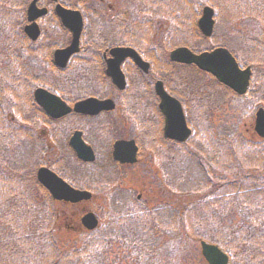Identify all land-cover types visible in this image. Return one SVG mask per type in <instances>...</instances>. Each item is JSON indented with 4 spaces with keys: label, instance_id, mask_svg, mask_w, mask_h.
I'll return each mask as SVG.
<instances>
[{
    "label": "trees",
    "instance_id": "trees-1",
    "mask_svg": "<svg viewBox=\"0 0 264 264\" xmlns=\"http://www.w3.org/2000/svg\"><path fill=\"white\" fill-rule=\"evenodd\" d=\"M22 1L27 2V0ZM211 1L215 4L213 0ZM10 2L14 0H0L5 6ZM212 2L209 3L213 4ZM69 4L74 6L76 2L72 4L70 1ZM252 5L254 6V3ZM176 6L178 5L174 0H161L158 3L156 0H143L138 10L142 19L146 20L148 17L149 23L154 25L161 19L166 20L163 13H179L175 9ZM252 8L261 10V13L253 17L257 23L256 38H252L250 46L246 47L247 55L242 61L255 68V88L250 94L256 101L264 104V3ZM195 11L194 8L193 12ZM10 12L0 10V27L11 19L13 13ZM90 19L89 35L94 38L92 40L94 43L91 45L95 50L118 43L136 46L127 40L121 42L122 40H119L121 35H129L128 38L140 36L145 40L149 39L140 30L139 22V27L133 26L138 17L134 22L126 20L123 25L113 20L109 21L104 16H97L96 19L90 17ZM18 25L20 27L21 22ZM177 32L176 36H178ZM222 42L223 39L221 41L214 36L208 45L224 46ZM170 44L163 49L165 52L175 46ZM176 45L195 48L188 42ZM148 59L155 69L159 70L160 64L156 55L149 53ZM164 65L171 68L179 67L172 65L168 60L164 61ZM142 78L147 83V77L142 76ZM16 83L18 82L6 81L0 85V264H67V261L74 264H90L80 262L81 255L91 257L94 249L108 248V240L116 244L117 241H125L123 239L126 236L122 230L113 232L105 229L100 231L97 237L93 238L94 240L90 238L84 240L79 249H73L74 242L71 240L70 243L61 242L64 249L60 250L58 244L56 248L55 241L58 235L61 237L62 234L64 237L67 232L58 231L57 227L55 229L59 222L57 213L51 209L48 198L34 181L42 142L34 133L29 132L28 124L30 120L37 121L41 116L34 107L29 111L25 101L23 103L18 101L23 96L15 94ZM145 86V91L147 90V93L153 97L152 91L147 89L148 85ZM190 89L193 91L192 95H196L197 92V95L191 99L197 97L198 102L195 104L205 123L204 127L195 125L196 135L206 139L205 141L203 139L202 143L193 145V150H185L184 146H169L170 161H167L166 165L172 164V159L176 157L178 164L175 169L177 176L173 180L174 184L184 183L189 192L192 194L201 192L203 198L208 196L209 201L199 205L193 204L190 209L177 210L176 222L183 219L193 220L198 223L197 226L199 224L203 226L207 231L200 236L205 235V238L218 244L229 254L231 264H264V147L255 144L242 147L238 144L242 143L240 140L235 141V138L232 140L227 137L223 140L217 137V133L213 134V130L216 132L212 121L213 113L226 103L229 96L232 97V93L227 88L210 80L205 86L191 85ZM172 92L181 96L173 89ZM258 93L263 96L257 98ZM142 99L145 101L143 105L151 104L155 108L152 98L149 100L143 96ZM191 99L182 97L187 107H190ZM213 137L224 141L223 145L212 142ZM188 162H192L193 169L184 167L183 164ZM222 175L224 178L220 177ZM234 202H238L239 205L232 206ZM219 204L220 207L216 209ZM224 217L226 220L230 219V222L224 223ZM140 237V241L148 243L150 249L154 250L157 240L153 232H142ZM97 238L99 239L95 241ZM33 248L36 249V253L31 255L30 251ZM70 258L73 259L72 262ZM146 264L149 263L146 261Z\"/></svg>",
    "mask_w": 264,
    "mask_h": 264
},
{
    "label": "rangeland",
    "instance_id": "rangeland-1",
    "mask_svg": "<svg viewBox=\"0 0 264 264\" xmlns=\"http://www.w3.org/2000/svg\"><path fill=\"white\" fill-rule=\"evenodd\" d=\"M94 1V0H93ZM137 0H107L105 4H109L110 8H107L105 5L101 6L98 5V9H100V12L106 16L107 18H118L121 20L122 16H125L123 14H129L131 16V20H135L134 18L138 17L136 14V10L134 11L133 3H137ZM141 1V0H140ZM145 1V0H144ZM161 0H156V3H158ZM175 2H179L178 6L175 7L176 10L180 12V19L186 24L185 29L187 33L190 30V19L193 16V8L192 4L194 5V8H198L201 10L203 6H205V3L212 2L211 0H174ZM186 1V2H185ZM214 1V0H213ZM188 2V3H187ZM202 2V3H201ZM246 2V1H245ZM213 3V2H212ZM11 4V3H10ZM210 4V3H209ZM200 6V8L198 7ZM215 9V22L218 23V29L216 30V36L217 38L220 36H231L232 35H240V40L243 41L244 35L243 32L249 31L251 33V37H255L256 35H253L252 28L256 27L255 23L250 22V19L247 18L250 13H246V16L240 20V22H237V19L234 20V14L235 12L239 11L238 7L235 6L234 0H218V5L220 6V9L215 7V4H210ZM246 8H252L249 5V2L247 5H245ZM6 10L10 11L9 5L5 6L0 3V10ZM166 20H159L156 22L154 30L152 31V34L150 35V38L146 44L150 48L152 46L158 45L161 52H163V43L164 39L168 36L166 31L171 28L172 21L175 20L178 22V18H174V15L171 13H163ZM171 19H173L171 21ZM248 20V22H246ZM245 23V24H243ZM40 24L45 25L42 27L43 31L45 29V32L47 35L50 36V38H54L55 40L60 39L62 36V31L59 29V26L57 23L53 20L50 21H43ZM143 33H146L149 30V27L145 24L140 26ZM239 30V32H236ZM236 32V33H235ZM232 34V35H231ZM4 35H10V31L7 28L6 25L3 27H0V38ZM96 39L97 36H95ZM118 38V37H117ZM192 34H188L186 36V40L191 39ZM119 40H127L134 45L138 47V49H146L144 45V41H142V38L140 36H131L130 38L126 37L125 35H121L119 37ZM227 45L234 46L236 45L232 40H227ZM4 45V44H3ZM207 44H203V46H207ZM212 45L207 46L211 48ZM202 47V46H201ZM166 58V53H165ZM34 62V61H32ZM42 68L44 67V64L41 65ZM36 68V67H35ZM74 66L72 67L71 71L73 70ZM41 67L38 69L36 68V72H40ZM157 77V76H156ZM175 77V83L176 86L183 87V83L185 79L183 78L182 72L178 71L174 74ZM204 83H207L208 79L203 78ZM142 77H140V94L145 93L146 86L141 82ZM137 85V84H136ZM138 86V85H137ZM211 87V86H210ZM139 88V86H138ZM213 88H215L213 86ZM190 93V90L188 91ZM226 100V103L223 104L221 107L217 108L215 112L213 113V125L216 128V132L213 130V133H217L218 137L222 138L224 140L225 137L234 139L235 141L240 140L242 142V147L245 145H251L255 144L257 146L261 145L264 147L263 143L264 140H260L257 135L253 131L254 126V114L257 107V103L255 101H252L249 98H243L242 100H238L234 97L229 96ZM256 104V105H255ZM149 107V106H148ZM116 117H119L120 115L115 114ZM124 116V114H122ZM115 117V118H116ZM129 117L128 115L125 116V119ZM154 118H156L154 116ZM74 119H71L70 122H73ZM155 123L152 127H150L147 123L141 125L140 135L148 136L147 138H141L139 142H141L142 148L140 149V162L138 165H135L133 167L128 168L126 172L125 177V183H123L121 186H126L128 190L133 191L136 195H142L143 201L141 202V205L144 206L147 210H150L151 206L155 205L157 195H154L157 193L160 195L161 201L169 202L168 199H166L165 194L163 195L162 191L159 189V184L161 182V173H159V166L155 162V159H158L160 161H170V155L166 149H161L160 153H148L154 149L153 144L151 142L155 141V138L153 137L155 135ZM69 125H64V128H67ZM90 129L93 128L94 130L99 128L98 123L91 122L90 123ZM92 129V130H93ZM150 131H147L149 130ZM42 128H38L37 131L40 132ZM93 144L95 146H98V151L101 154V159L103 158L102 149L107 150L108 145H100L93 141ZM255 152V151H254ZM51 156H47V159ZM192 163V162H191ZM190 162L188 164H184V167H187L189 169H193ZM110 171V170H109ZM173 175L175 172L172 170ZM170 173V171L168 172ZM170 178V174L167 176ZM223 177L224 176H220ZM229 178H232L229 176ZM81 182H88L85 178H80ZM186 195L184 194H175V197H171V202L176 205L177 207L179 205H183L186 202ZM122 200V199H121ZM150 203H148V202ZM107 197L105 196V193L102 194H95L94 198L90 200L87 203L71 207V209H66L67 214L64 217H61L59 219L60 222L57 224L58 231L65 230V225L61 224L63 221L69 220V218L72 220L71 224L66 226V236L63 237L61 234V237L58 235V239L55 241V245L57 248V244L59 246V249H64L63 242L70 243V240L74 242L73 249H78L79 246L82 244L84 240H86L88 237L90 239H93L94 237L91 235V233H86L85 230H82V227L79 228L78 221L76 222V219L71 216L73 212H77L79 208L83 207L87 211H92L99 220V226L98 229H96L95 232H99L103 230V226H106L110 220H112L114 223L116 221L115 216L111 217L110 215V209L107 207L108 205ZM239 205L238 202H234L232 206ZM245 205V202L243 203ZM243 205V206H244ZM248 205V203H246ZM125 213V210H124ZM215 213V214H214ZM213 214L216 215V212ZM137 214V213H134ZM224 216V215H223ZM67 220H66V219ZM223 217H221L222 219ZM122 218L118 221H120ZM225 219V217H224ZM221 221V220H220ZM184 224H186L187 228H190L192 231H189L186 229L184 225H178L177 231L172 235V233L167 234H159L158 235V241L154 245L155 254L153 255V258H155V261L157 263L154 264H204L202 261L201 255H200V246L196 239H194L195 236L200 235L203 231L201 229H198L191 224H188L183 219ZM229 223L230 219H225L224 223ZM223 223V222H222ZM60 225V227L58 226ZM101 226V227H100ZM163 229L162 227H160ZM122 229V233H123ZM94 233V232H93ZM126 234V233H125ZM171 236V237H170ZM107 239V238H106ZM194 240V241H193ZM62 242V243H61ZM118 243L114 244L111 243L109 240L107 243L115 246V248L112 249L111 245H107L108 248L104 249H98V252L92 251V256L87 257L81 255L80 262H89L90 264H98L99 262H102L101 264H133V262H136L135 255L133 252L128 251L125 245H123L122 242L117 241ZM212 243V242H211ZM37 244V243H36ZM38 245V244H37ZM75 247V248H74ZM150 247V246H149ZM105 252V253H104ZM31 255L33 253H36V249L33 248L30 251ZM30 255V256H31ZM70 255V254H68ZM184 255V256H183ZM140 260V257L137 256ZM86 259L88 261H86ZM71 262L73 259H71ZM67 261V260H66ZM65 261V262H66ZM133 261V262H132ZM67 264H74L70 263V261H67Z\"/></svg>",
    "mask_w": 264,
    "mask_h": 264
},
{
    "label": "flooded vegetation",
    "instance_id": "flooded-vegetation-1",
    "mask_svg": "<svg viewBox=\"0 0 264 264\" xmlns=\"http://www.w3.org/2000/svg\"><path fill=\"white\" fill-rule=\"evenodd\" d=\"M99 4L103 5L104 0H98ZM57 3L52 0H40L39 6L46 9L47 13H45L41 18L38 19L37 23L42 28L45 25L40 24L41 22L54 20L55 17H57L54 13L53 8L55 7ZM14 7V16L16 17L17 13L24 14L25 9L21 7L20 4L14 3L12 5ZM110 8V6H108ZM52 11V14L50 12ZM50 13H49V12ZM22 18V17H21ZM16 21V18H15ZM22 23V34H21V40L10 42L9 49H7L4 53H9V59L5 58L2 61L4 63H0V73H3L4 69L7 68L10 70V79L11 81L19 82L16 83V88L14 90L15 94H21V88L20 85L24 89V101L29 106V111L33 107L34 109H37L39 117L38 120L40 121H29L30 125H37V127L40 125L41 130V136L42 140L45 145V153L42 155V161L43 166L49 168L50 170L54 171L57 175H59L61 178L65 179L66 177L62 174L64 165L68 166L70 163H67V148L66 146L69 144V141L72 137V135L79 131L81 133L82 139L85 141V143L92 147L94 150L96 160H97V152L96 148L93 146V141L95 140L96 143L100 145H108V149L104 150L102 149V152L104 154H107L108 150L109 153L107 155L112 156L113 153V146L116 142L121 140H133L136 145L138 146V154L140 151V145L139 141H137L136 137L133 135L135 131H138L140 133V101L133 99L132 97L135 96V92L132 93L131 88L126 87L124 90L119 91L117 90V100L119 99L121 101L124 100V105L121 106L118 105L117 101L115 99H112L115 103V109L112 111H103L100 112L94 116H83V115H77V114H71L68 115V117H71L73 119H77V123L74 127V129L71 132H68L67 134L64 131V118L60 119H52L48 115V113L44 112L37 104L36 99L34 97V93L37 89L44 88L50 93L56 94L57 96L64 97L62 94V91H65V80L66 77L68 78L71 74L70 72H66V69H60L56 63L54 62V52L58 48H66L70 42L66 43L65 37L62 39L55 40L54 38H50L49 35L45 34V31H43L39 36L40 39L32 41L25 35V26L27 25V19H23L21 21ZM14 26H18V23H15ZM28 38V39H27ZM43 38V39H42ZM94 42H87L85 39L82 41V46H80V49L78 52L73 56L70 63V67L74 66V64H78L76 67L73 68L76 72H74V89L75 90H82L83 88L86 89L88 85L90 88L93 86L97 87L99 85V89L101 88V84H96V72L100 70V68H94L93 69V78L89 82L88 85H86L87 80H90L89 77L81 76L79 73L80 70H82L81 65L82 63L79 61L80 59L84 58V54L92 52L91 50L86 51V47L93 48L91 44ZM81 44V43H80ZM106 51L99 52L95 51V54L99 55L97 56V59H99L96 64H102L101 65V71H106ZM99 57V58H98ZM10 60L9 62H7ZM34 61V62H32ZM84 61V60H82ZM88 64L86 65V70L93 68L92 61H88ZM44 64V67L42 68L41 65ZM69 66V65H68ZM38 69L41 67L40 72L37 73L36 68ZM121 69L125 74L126 80L127 76H132L133 78L135 76H138L139 72L137 70L138 67L132 63L129 60L124 61L121 64ZM47 70V71H46ZM98 79V78H97ZM134 86V85H133ZM52 88H55V90H52ZM106 91L104 92V95L106 98L107 96L111 95L112 89H107L105 86ZM104 88V90H105ZM112 88V87H110ZM62 94V95H61ZM104 99V98H102ZM19 102H22L23 100L21 98L18 99ZM76 100H71V103H73ZM17 103V102H16ZM31 108V109H30ZM115 114L120 115L119 117H116ZM124 114V116H122ZM128 115L127 119H125V116ZM160 116V115H159ZM67 117V116H66ZM116 117V118H115ZM161 118V116H160ZM163 120V118H161ZM96 122L99 125V128L94 130L93 128L90 129V123ZM69 124V123H68ZM160 124V119L159 123ZM163 126V121H162ZM50 131L48 132V130ZM93 129V130H92ZM161 133V131H160ZM129 134V135H128ZM165 142H170L168 140L163 139ZM158 153L161 152V150H157ZM47 156H51L47 159ZM138 156V155H137ZM138 163V162H137ZM136 163V164H137ZM68 164V165H67ZM117 168H109L107 165H100L98 168L91 170L86 177H90L91 183L93 186L98 185L102 182H108L111 184H102L100 186H96L93 188H101V187H126V186H118V184L125 183V177L126 172L128 168L135 166L136 164H129V163H117ZM86 165V164H85ZM81 167V164H80ZM76 165H70L69 168L72 169L71 172L76 173L78 169ZM77 169V170H76ZM121 169V170H120ZM110 170V171H109ZM117 170L119 175H114L113 171ZM67 176V175H66ZM65 177V178H64ZM98 177L102 178L98 180ZM88 190H93L89 187ZM138 200L142 199V195L137 196ZM84 202L76 203V205H80ZM83 211V212H82ZM85 209L81 207L77 213H84ZM79 217V214H78ZM80 218V217H79Z\"/></svg>",
    "mask_w": 264,
    "mask_h": 264
},
{
    "label": "water",
    "instance_id": "water-1",
    "mask_svg": "<svg viewBox=\"0 0 264 264\" xmlns=\"http://www.w3.org/2000/svg\"><path fill=\"white\" fill-rule=\"evenodd\" d=\"M36 1L37 0H33L28 8L29 21H33L44 13V11L36 9ZM55 10L60 17L63 26L72 33L70 46L64 50L56 51L54 55L56 64L60 67H65L69 57L78 50L79 38L82 30V18L78 12L65 10L59 6H57ZM212 16L213 11L210 8L205 7L203 9V16L198 22L201 31L206 36H209L212 32ZM26 32L32 39H35L37 36V28L35 24L26 27ZM109 53L112 58L106 61V74L119 89H123L125 86L124 77L119 69L121 62L124 59L132 58L144 73L148 72L149 65L143 62L137 53L130 48H114L111 49ZM170 59L171 61L181 64L196 65L199 69L210 73L220 83L231 88L238 94H244L247 90L250 70L246 69L245 71H240L235 60L224 49H216L212 52L195 55L187 48H178L171 52ZM155 93L160 99L159 109L164 115L165 136L179 142L186 140L190 135V130L186 126L180 104L167 95L160 82L155 84ZM35 99L37 103L53 118L64 116L71 111L94 115L102 110H108L113 107L110 100L99 101L96 99H87L76 103L72 110L63 104L58 98L43 90H37L35 92ZM254 129L260 137H264V111L262 109L258 110L256 113ZM70 145L80 159L84 161H91L93 159L90 149L81 141L79 133H76L72 137ZM125 149H129L130 151V157L132 158H130L129 161L134 162L136 148L132 142L117 143L115 145L114 158L119 160L121 152ZM37 178L40 183L50 191L53 198L57 200L78 202L90 198L88 192L73 190L46 169H40ZM82 223L88 229H92L95 227L97 221L93 214L89 213L82 218ZM201 249L202 256L208 264H227V257L216 246L201 242Z\"/></svg>",
    "mask_w": 264,
    "mask_h": 264
},
{
    "label": "bare ground",
    "instance_id": "bare-ground-1",
    "mask_svg": "<svg viewBox=\"0 0 264 264\" xmlns=\"http://www.w3.org/2000/svg\"><path fill=\"white\" fill-rule=\"evenodd\" d=\"M188 138H190V136H188ZM64 166H66V165H64ZM64 176H66V173L64 172V173H62ZM171 206L173 207V208H175V206L173 205V204H171ZM177 207V206H176ZM178 208V207H177ZM200 238H201V236H199Z\"/></svg>",
    "mask_w": 264,
    "mask_h": 264
}]
</instances>
